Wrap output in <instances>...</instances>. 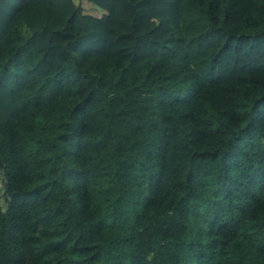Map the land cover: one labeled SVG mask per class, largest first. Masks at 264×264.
Here are the masks:
<instances>
[{"label": "trees", "instance_id": "1", "mask_svg": "<svg viewBox=\"0 0 264 264\" xmlns=\"http://www.w3.org/2000/svg\"><path fill=\"white\" fill-rule=\"evenodd\" d=\"M0 176V264H264V0H0Z\"/></svg>", "mask_w": 264, "mask_h": 264}, {"label": "rangeland", "instance_id": "2", "mask_svg": "<svg viewBox=\"0 0 264 264\" xmlns=\"http://www.w3.org/2000/svg\"><path fill=\"white\" fill-rule=\"evenodd\" d=\"M3 191H4V181H3V177L0 176V194H1V196H4ZM1 203L5 207L6 202L4 200H1Z\"/></svg>", "mask_w": 264, "mask_h": 264}]
</instances>
